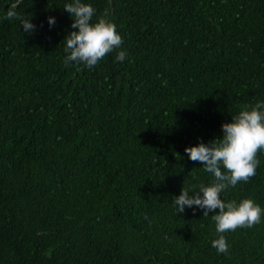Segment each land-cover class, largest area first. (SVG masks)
Masks as SVG:
<instances>
[{
    "label": "trees",
    "instance_id": "obj_1",
    "mask_svg": "<svg viewBox=\"0 0 264 264\" xmlns=\"http://www.w3.org/2000/svg\"><path fill=\"white\" fill-rule=\"evenodd\" d=\"M67 2L21 0L31 34L0 20V264H264V218L217 254L172 203L213 179L184 149L264 101V0H84L123 38L91 69L63 64ZM257 158L222 199L264 207Z\"/></svg>",
    "mask_w": 264,
    "mask_h": 264
},
{
    "label": "clouds",
    "instance_id": "obj_2",
    "mask_svg": "<svg viewBox=\"0 0 264 264\" xmlns=\"http://www.w3.org/2000/svg\"><path fill=\"white\" fill-rule=\"evenodd\" d=\"M20 2L15 0L0 20L19 21V28L31 34L36 26L31 23V18L17 11ZM62 9L70 15V27L73 29L63 40L64 66L83 65L91 69L106 55L121 48L123 38L114 23L104 18L92 23L96 9L91 3L69 0ZM55 23L54 17L47 19L49 29ZM126 57V50H121L117 52L115 61L122 63ZM220 131L222 135L219 138L208 143L198 142L184 149L187 159L199 162L203 171L212 176V182L182 188L180 194L172 198V203L176 214L191 209L193 213L201 211L202 217L210 216L217 235L211 241V247L216 249L217 254H226L229 244L225 233L238 228H252L264 218V207L251 198L239 202L221 198V194L229 188H235L241 182L247 183L260 166L257 154L264 153V101L245 106L231 116L230 122L221 124Z\"/></svg>",
    "mask_w": 264,
    "mask_h": 264
}]
</instances>
